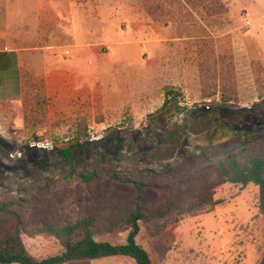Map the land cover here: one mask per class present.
I'll return each mask as SVG.
<instances>
[{"label": "rangeland", "instance_id": "374dc122", "mask_svg": "<svg viewBox=\"0 0 264 264\" xmlns=\"http://www.w3.org/2000/svg\"><path fill=\"white\" fill-rule=\"evenodd\" d=\"M49 1L0 0V51H21L18 65L0 73V142L6 147L0 151V172L9 187L0 193V205L10 202L17 188L24 189V197L38 196L27 209L28 233H34L38 220L117 219L135 195L108 181L88 185L78 177L63 180L70 167L54 149L81 143L85 147L76 150L80 170L84 165L88 171L149 168L159 177L140 180L165 185L170 182L166 170L182 166L188 172L181 177L190 178L209 165L203 149L218 160L219 152L235 145L222 130L214 133L212 144L191 132L188 125L203 113L217 106L230 113L260 105L257 114L264 117V12L260 17L245 0H220L226 12L211 17L182 0ZM109 3L117 9L108 26L89 24L88 33L77 32L82 18L108 17ZM157 6L164 11L152 15L149 8ZM201 64L208 91H213L214 73L219 87L224 77L234 83L232 102L222 105L220 91L211 101L204 98ZM168 89L176 94L161 113ZM215 120L228 123L226 118ZM175 129L183 132V140L172 160L145 154V148ZM221 144L223 149L215 148ZM46 185L50 188L43 190ZM145 196L149 201L160 197L155 190ZM214 199L219 202L195 214L186 213L182 204L159 226L141 223L138 242L154 264H259L264 256L259 187L225 183L215 189ZM126 236L112 239L119 244ZM61 252L52 241L35 256ZM67 264L136 263L108 257Z\"/></svg>", "mask_w": 264, "mask_h": 264}, {"label": "trees", "instance_id": "16d2710c", "mask_svg": "<svg viewBox=\"0 0 264 264\" xmlns=\"http://www.w3.org/2000/svg\"><path fill=\"white\" fill-rule=\"evenodd\" d=\"M185 6L193 9L201 7L208 16L221 15L226 12V6L220 0H182ZM184 8V6L182 5ZM164 11V7H150L152 15L157 11ZM183 18V17H182ZM156 19L159 17L156 16ZM179 19V18H178ZM182 20V19H181ZM226 57H220L224 59ZM229 58V57H227ZM230 59H233L230 56ZM16 55L9 52H0V73H8L16 64ZM202 65V86L205 99L213 100L221 92L222 105L232 102L235 92L234 83L228 78L220 80L219 87L214 73L213 91H208L205 80V71ZM233 67V62L231 61ZM2 78L0 76V86ZM220 89V90H219ZM173 89L165 93V102L162 111H167L172 102ZM261 99L264 96H260ZM219 104V103H217ZM220 105V104H219ZM260 105L251 108H242L230 113H224L219 106L214 111L202 114L200 121L188 125L189 130L196 135H204L209 144L213 143V135L222 130L225 136L235 144L225 152H219V159L209 157L207 150H202V157L209 162L207 167L197 168L190 178H182L188 169L178 166L168 169L165 177L170 180L165 185H152L141 181V178H158V172L149 168L136 170L109 169L102 167L88 171L86 165L80 170L76 162V150L85 146L78 143L75 146L54 149L53 153L61 156L70 167V172L64 175L63 180H74L78 177L84 184H97L108 181L112 185H120L127 191L135 192L129 207L117 219H101L97 215L78 217L63 224H51L44 221H34L33 234L27 231V209L38 202V196L24 197V189L17 188L14 198L10 202L0 205V264H67L78 261H91L108 257H126L136 264H154L150 253L138 242L141 223L159 226L160 222L173 216L183 209L186 213H198L203 208L217 204L214 199L215 189L225 183L240 184L246 187L254 184L259 187V213L264 224V117L257 114ZM226 118L228 123H221ZM213 125V126H212ZM246 126H252L254 131L249 132ZM214 127V128H213ZM166 137L157 145L145 148L143 151L150 158L157 161H170L182 148L183 132L180 129L166 132ZM125 145L120 144L123 149ZM224 144L217 149H223ZM130 148H133L130 145ZM0 151L6 147L0 142ZM9 155V152H6ZM217 155V156H218ZM10 156V155H9ZM178 177L179 180L174 181ZM41 187L43 190L50 188ZM0 172V193L8 191ZM155 190L159 194L157 200H146L147 192ZM127 235L122 243H115L112 238ZM99 238V239H98ZM58 242L62 252L56 255L37 258L35 255L43 245L49 242ZM259 264H264V256Z\"/></svg>", "mask_w": 264, "mask_h": 264}, {"label": "crops", "instance_id": "0c3cea01", "mask_svg": "<svg viewBox=\"0 0 264 264\" xmlns=\"http://www.w3.org/2000/svg\"><path fill=\"white\" fill-rule=\"evenodd\" d=\"M51 2V1H49V0H40V2ZM57 2L58 1H62V0H56ZM64 1V0H63ZM92 0H90V2H91ZM108 1H110V2H113V0H108ZM262 1H264V0H245V3L248 5H250V8L252 9V11L253 10H256L257 12L256 13H261L260 14V17H261V15H262V13L264 12V10H263V6H262V4H261V2ZM110 4V3H109ZM114 3H111L110 5H109V9H110V12H109V15H108V17L107 16H103L101 19H99V18H96L95 20H88V19H85V18H82L83 20H80V22H78L77 23V25H76V29H77V32H79V33H88V28H87V25H89V24H95V23H97L99 26H101L102 27V29L105 27V26H108L109 24H110V22H111V20H112V18L114 17V13H115V11H116V9H117V6H114L113 5ZM119 7V6H118ZM74 8V6L72 7V8H66V9H63V11H69V10H72ZM120 8V7H119ZM62 10V7H60V6H57V10ZM48 9L47 8H44V11H47ZM96 12V11H95ZM45 15H47V13H45ZM46 18L45 19H47V18H49V17H47V16H45ZM92 18H95V17H93V15H92ZM49 19H51V18H49ZM88 21V22H87ZM79 28V29H78ZM72 30H75V28L74 29H72ZM102 31V30H101ZM99 32V31H98ZM261 33V32H260ZM259 42L262 44V42L260 41V38H259ZM127 44V43H126ZM262 46H263V49H264V45L262 44ZM78 47H82V46H78ZM0 52H2V51H0ZM3 52H9V53H13V54H15L16 55V59H17V65H18V63L21 61V51L20 50H17V51H11V50H6V51H3Z\"/></svg>", "mask_w": 264, "mask_h": 264}]
</instances>
